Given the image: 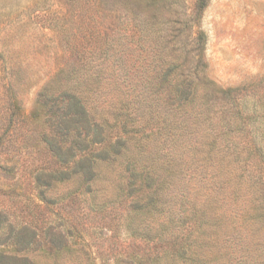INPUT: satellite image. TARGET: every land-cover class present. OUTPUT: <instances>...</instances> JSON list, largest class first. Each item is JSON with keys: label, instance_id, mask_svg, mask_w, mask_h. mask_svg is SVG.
I'll use <instances>...</instances> for the list:
<instances>
[{"label": "rangeland", "instance_id": "obj_1", "mask_svg": "<svg viewBox=\"0 0 264 264\" xmlns=\"http://www.w3.org/2000/svg\"><path fill=\"white\" fill-rule=\"evenodd\" d=\"M117 1L109 0L107 10L96 0H0V161L20 157L25 165L12 175L0 168V208L15 222L37 225L39 234L63 216L70 247L34 250L38 264H124L128 255H138L134 264H264V0H209L194 20L197 0H141L142 15L159 17L143 41L128 10L136 0H124L127 7ZM198 33L204 36L200 76L232 89L223 99L231 123L220 124L223 134L204 120L199 101L174 111L163 99L168 89L160 87L157 109L176 117V125L162 120L116 158L99 162L90 202L74 195L59 205L42 203L30 174L41 126L30 113L46 79L60 67H103V81L84 92L100 95V110L112 111L122 106L121 88L142 75L157 79L160 65L176 54L183 62L198 53L192 41ZM107 41L113 46L106 57ZM232 98L236 108L228 105ZM128 168L140 173V187L152 176L159 188L155 206L138 214L148 231L171 239L182 229L192 239L189 258L174 255L171 239L154 260L157 250L129 235L125 223L135 217L125 196Z\"/></svg>", "mask_w": 264, "mask_h": 264}, {"label": "trees", "instance_id": "obj_2", "mask_svg": "<svg viewBox=\"0 0 264 264\" xmlns=\"http://www.w3.org/2000/svg\"><path fill=\"white\" fill-rule=\"evenodd\" d=\"M208 1H196L195 12L191 19L200 17ZM96 2L108 10L109 0H96ZM117 4L126 6L124 0L117 1ZM141 8L142 1L136 0L134 6L128 10L135 21L141 25L140 40L143 41L149 30L153 33L159 17L155 14L146 17L142 15ZM203 37L202 33L193 37L192 41L196 45V50L199 51L192 57L189 55L188 61H180V54H176L172 63L160 65L158 71L163 72L157 75V79L142 75L134 83L127 82L128 85H131L130 83L132 85L125 91L121 88L122 106L112 111L106 109L107 107L100 110L101 107H98L100 95L95 94V99H92L84 92L86 87L96 84V81V86L99 80L103 81L99 79L100 74H103V67L88 68L86 65L68 69L60 67L46 79L37 93L34 108L30 113L32 122L36 126H41L40 142L32 147L34 150L38 149L36 151L38 155L32 158L30 174L33 187L42 203L48 206L59 205L74 195L80 203L90 202L89 193L93 191L99 162L116 158L127 149L131 139L141 134L145 136L146 132H153L162 120L176 125L178 123L176 117L169 119L168 116H161L157 109L162 102V97L158 96L160 87L168 89L163 99L169 101L174 111L183 108L189 101L190 105H196L199 101L200 113H205L204 120H208L209 125L219 134H223L224 124H231L224 115L226 105L223 99L225 96L228 98L231 96L232 89L222 88L214 81L200 76L204 66ZM112 46L113 44L107 41V46L103 49L106 57ZM190 61L194 64L191 65ZM153 62L154 60L149 61L147 68L151 67ZM159 64L157 63L158 66ZM165 65H168V68H165ZM174 70L176 74L171 79L169 74ZM124 81L126 79H123ZM205 82L207 84L201 87V84ZM114 84L120 86L116 82ZM6 87L11 89V84L8 83ZM201 88L203 93L199 96ZM99 91L100 89L97 88V92ZM136 102L141 104L133 108ZM228 105L236 108L234 98L228 102ZM191 117L192 114H190ZM223 120L225 123L220 126ZM40 145L42 148L39 147ZM9 161L3 163L0 161V168L11 175L25 166L24 160L20 157ZM130 164L136 168L135 162ZM128 173L126 181L128 190L125 196L131 197L132 210L135 214H133L135 218H129L125 223L129 235L132 238L144 239L143 241L154 247L153 249L157 250L152 258L154 260H156L155 256L159 257L161 252L167 253L168 245H164V242H169L171 239L174 244V248L171 247L174 255L184 259L189 258L186 244L189 238L191 244L192 239L188 233L180 229L178 233L173 234V238L165 239L160 233L151 234L144 224L145 219L138 216L141 213L145 215L146 208L155 206L157 203L159 188L154 185L153 177L144 178L140 187V173L130 168ZM71 184L75 187L72 188ZM89 206H92L91 203ZM195 210L198 211L197 208ZM54 214L57 215L58 212ZM63 226L62 216L59 220L46 223L43 234H39L37 225L29 221L15 222L6 209L0 208V264H38L32 256L34 250L59 253L62 249L69 248L68 235L70 234L64 231ZM161 229L166 230L163 225ZM196 229L199 231V226ZM193 242L197 241L194 239ZM137 256L128 255L124 264H134L137 262L134 259Z\"/></svg>", "mask_w": 264, "mask_h": 264}]
</instances>
